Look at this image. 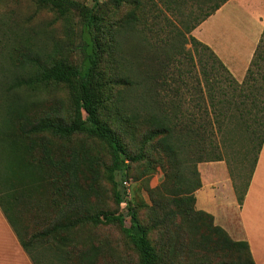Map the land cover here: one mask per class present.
<instances>
[{"label": "trees", "instance_id": "1", "mask_svg": "<svg viewBox=\"0 0 264 264\" xmlns=\"http://www.w3.org/2000/svg\"><path fill=\"white\" fill-rule=\"evenodd\" d=\"M111 1L119 5L125 0ZM227 1L220 0L196 24L189 26L188 20H181L182 25L169 31L163 44L155 49L158 56L167 58L165 41L169 35L178 37L183 48L186 43L191 44L186 50L190 67L178 68L170 109L161 106L166 100L158 87L162 77L159 70L144 71L132 79L122 68L124 41L144 11L141 0H133L134 8L114 25L104 20L97 0L90 6L78 0H39L42 7L52 9L60 17L70 12L77 14V47L83 54L79 65L53 60L45 49L12 45L11 40L25 39L15 32L10 35V27L3 24L0 51L9 63L0 64L4 75L0 78V103L5 108L0 121V160L1 155L11 157L15 164L12 169L19 165V171L32 164L35 170H44L49 180L46 187H50L54 198L51 224L27 235L21 234L25 224L9 192H0V208L34 264H38L37 259H33L30 250L45 238L63 246L72 240L75 229L111 222H117L134 244L139 255L135 264H256L247 240H234L215 224L211 213L195 208L194 192L202 186L199 171L194 167L186 175L182 168L183 161L195 165L222 160L223 143L232 137V122L238 118L248 153H254L248 188L264 143V30L240 82L208 45L191 34ZM167 45L172 47L173 41ZM103 67L111 74V85L102 82ZM54 83L70 86V108L62 97L47 90ZM137 87L143 89L141 94ZM187 100L199 102L198 109L184 107ZM101 110L111 116L115 129L102 119ZM197 119L206 122L200 126ZM134 136H139L143 144L152 142L168 158L164 181L156 190L169 195L159 203L153 199L152 206L156 213L154 228L162 232L158 246L152 243L150 228L141 221L132 200L126 198L125 188L120 187L130 164L140 158L129 151L126 142ZM86 138L108 146L111 165L107 177L113 183L116 205L125 202V211L112 212L97 203L101 157ZM118 173L122 176L120 181L116 179ZM3 198L13 206L18 228L5 210ZM243 199L244 196L241 203ZM219 255L223 258L217 260ZM67 256L73 264H96L92 249L74 250Z\"/></svg>", "mask_w": 264, "mask_h": 264}, {"label": "rangeland", "instance_id": "2", "mask_svg": "<svg viewBox=\"0 0 264 264\" xmlns=\"http://www.w3.org/2000/svg\"><path fill=\"white\" fill-rule=\"evenodd\" d=\"M78 1L89 6L96 2V0ZM97 1L101 4L99 5V7L101 6L100 14L104 20H108L112 25L119 23L134 8L133 0H125L119 5H114L111 0ZM141 1L144 11L141 20L135 25L134 30L124 41L123 54L125 58L122 60L125 65H122V68L132 76V79H137L144 71H154L153 73H155V71L159 70L162 77L158 80V87L161 96L166 100V103H162L161 106L170 109L173 106L170 94L173 93V89L176 87L174 77L178 75V68L183 67L185 69L190 67V55L186 54V50L191 47V44L186 43L185 48H183L178 41V37L172 38L169 35V38H166L165 41L167 58L164 55L158 56L159 52L156 54L154 51L155 49L158 50L161 44H163V38L168 36L169 31H175L178 26L182 25L180 23L181 20H188L189 26L198 23L203 15L210 11L220 0ZM244 10H246L245 5L239 3L236 9L229 12V17L221 16L220 19L218 17L211 18L210 23L204 25L205 20L210 18L209 16L198 24L191 34L199 41L205 43L203 41L205 36L208 41L217 39L221 32L220 25L239 30L242 27H238L234 21L235 19L233 20L232 18L243 19L249 12ZM4 23L8 28L10 27V35L11 32H15L16 35L23 36L25 39L20 42L11 40L12 45L20 46L21 44H25L34 49H45L47 53L53 55V60H62L69 64L79 65L82 62L83 54L79 47H77L80 43V23L75 12H70L68 15L60 17L52 9L42 7L39 0H0V34L4 31ZM163 24L165 26H162ZM198 29H200V33L196 32ZM162 30L165 32H162ZM263 30L260 34L259 41ZM168 41L169 43L173 41L175 46L169 47L167 45ZM146 43L150 44V46L145 47ZM205 44L220 58L212 46L207 43ZM194 61H196L195 58ZM8 63L9 60L6 54L0 51V64L6 65ZM128 67L131 70H128ZM102 75L104 79L102 82H109L111 85V74L106 67H103ZM188 75L190 76L192 73H188ZM3 77V73L0 72V78ZM187 80L188 78L181 83L185 84ZM47 90L51 91L53 95L62 97L66 107L70 108L71 98L69 85L54 83ZM142 91L143 89L141 87H137V93L141 94ZM185 105L184 107H189L191 111H196L199 102L196 103V101L189 100ZM3 115H5V108L0 103V121ZM101 117L115 129L114 124L111 122V116L104 110H101ZM197 122L202 126L206 121L204 119H197ZM231 130L232 137L226 143H223L222 149L224 156L220 160L227 164V173L224 172V174H221L219 172H213L212 174L217 175V178L210 180V173L208 174L209 171L207 172L206 167L212 165L211 162H199L193 165L192 163L189 164L183 161L182 168L186 175L190 174L194 167L197 168L202 185L203 181H212L214 183L213 189L222 188L231 197L235 195L238 203L235 204L232 217L237 221L241 198H243L247 189L254 153H248L243 125L240 124L238 118H234ZM126 142L128 143L129 151L133 154L135 153L140 158L130 164L127 169V178L124 180L127 183L125 184L122 181L120 187L125 188L126 198L132 200L135 208L138 210L141 221L150 228V239L152 243L158 246L162 232L154 228L156 213L152 206L154 204L153 199H156L158 201L157 203H159L165 201V197L169 195L168 193L163 196L160 191L156 190L164 181L165 173L169 166L168 158L162 151L156 149L152 142L143 144L139 136L128 138ZM87 143L101 157L102 167H100L101 177L97 185L99 191V195L96 197L97 203L105 205V208L112 212L120 213L125 211V202H122L120 206L116 205L113 198V183L107 177L108 168L111 165L108 146L92 138H89ZM213 162L215 163L216 161ZM13 164L14 159L6 155H1L0 174L2 176H0V192L2 194L3 192H9L10 197L13 199L16 212L25 224V231L21 230V234L25 233L29 235L36 231H42L51 224L55 214L52 206L54 204L52 190L50 187H46V183H49V180H47L48 174L43 173L45 171L42 169L39 171L35 170L33 164L31 167H23L20 171L19 165L12 169L15 165ZM7 166L10 168L8 169ZM223 176L225 177L223 178ZM120 178L122 176L118 173L116 179L120 181ZM214 181H220L221 185L219 183L216 184ZM197 190L194 192L195 196ZM3 202L7 204L6 206L4 203L5 210L9 214L14 226L18 228L20 223L13 206L4 200V198ZM218 203H222V201H218ZM164 204L166 202H163L162 205ZM204 207L208 208L210 206ZM195 208L203 210L202 203H197V196ZM218 209V212L216 210H213V212L218 214V217L222 220L224 219L223 215L229 213V210L225 207H219ZM214 222L218 224L215 216ZM229 235L234 240H239L235 235H231L230 233ZM71 238L72 240L66 241L63 246L61 244H55V242L53 243L50 238H45L42 240L41 245L38 246L36 244V247L34 245V248H31L30 251L32 252L33 259L35 260V256L38 264H73L68 259L67 252L71 254V251H79L87 248L95 251L96 264H135L138 261V251L117 222L101 223L96 226H82L72 232ZM222 258L219 255L216 259L219 260ZM19 260L20 264H34L30 256L24 252L23 257L19 255ZM258 264H260L259 261Z\"/></svg>", "mask_w": 264, "mask_h": 264}, {"label": "crops", "instance_id": "3", "mask_svg": "<svg viewBox=\"0 0 264 264\" xmlns=\"http://www.w3.org/2000/svg\"><path fill=\"white\" fill-rule=\"evenodd\" d=\"M239 3L245 5L244 11H249L243 19L232 18L235 19L236 25L242 28L235 30L233 27L220 25L221 32L217 39L208 41L205 36L203 41L216 50L235 79L242 81L264 27V0H228L209 19L205 20L204 25L210 23L211 18L229 17V12L236 9ZM196 32L200 33V29ZM211 163L212 165L206 167L208 174L210 173V180L217 178V175L212 174L213 172L227 173V164L224 161ZM214 182L221 185L220 181ZM213 184L212 181H203L202 187L196 192L197 203H202L203 210L215 216L218 225L225 228L231 235H235L239 240H247L256 264L258 261L264 264V143L240 205L237 221L232 217L235 204L238 203L236 196L231 197L222 188L213 189ZM203 205L210 207L205 208ZM219 207L229 210V213L223 215L222 220L213 212V210L218 212ZM23 252L26 253L0 208V264H20L19 255L23 257Z\"/></svg>", "mask_w": 264, "mask_h": 264}, {"label": "built area", "instance_id": "4", "mask_svg": "<svg viewBox=\"0 0 264 264\" xmlns=\"http://www.w3.org/2000/svg\"><path fill=\"white\" fill-rule=\"evenodd\" d=\"M124 183L126 184V183H127V181H124Z\"/></svg>", "mask_w": 264, "mask_h": 264}]
</instances>
